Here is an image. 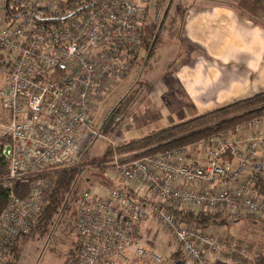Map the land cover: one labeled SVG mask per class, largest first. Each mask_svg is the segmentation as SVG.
Returning a JSON list of instances; mask_svg holds the SVG:
<instances>
[{
    "label": "built area",
    "instance_id": "built-area-1",
    "mask_svg": "<svg viewBox=\"0 0 264 264\" xmlns=\"http://www.w3.org/2000/svg\"><path fill=\"white\" fill-rule=\"evenodd\" d=\"M65 1L0 0V102L10 138L3 149L8 171L0 176L9 190L0 213V264L43 211L52 190L48 174L60 167L78 169L85 182L75 203L76 264H164V241L186 264H216L229 246L224 226L205 232L175 212L264 222L257 189L264 180V116L189 146L89 161L96 140L118 145L94 124L93 107L109 84L131 72L150 0H72L88 5L73 14ZM96 167L102 179L86 178ZM26 179L29 190L18 196L15 188ZM147 225L168 235L153 240Z\"/></svg>",
    "mask_w": 264,
    "mask_h": 264
},
{
    "label": "crops",
    "instance_id": "crops-1",
    "mask_svg": "<svg viewBox=\"0 0 264 264\" xmlns=\"http://www.w3.org/2000/svg\"><path fill=\"white\" fill-rule=\"evenodd\" d=\"M182 1L175 61L164 73L152 76L145 73L144 64L145 79L150 81L145 96L153 99L147 110L151 107V114L157 115L134 125L127 123L124 140L264 91V0ZM138 69L131 70L122 87L132 83ZM169 244L160 247L167 261L186 264L171 259ZM234 247L240 250L239 241L235 240ZM228 259L232 255L227 250L216 264Z\"/></svg>",
    "mask_w": 264,
    "mask_h": 264
},
{
    "label": "trees",
    "instance_id": "trees-1",
    "mask_svg": "<svg viewBox=\"0 0 264 264\" xmlns=\"http://www.w3.org/2000/svg\"><path fill=\"white\" fill-rule=\"evenodd\" d=\"M64 6L65 9L70 10V14L88 7L87 4H76L72 0H66ZM162 9L163 6L159 9L160 13ZM152 46L147 47L148 54L146 59L150 56V49ZM136 60V58L132 60V69L135 67L134 64ZM145 67V65L140 67V69H138L137 77H134L136 80L135 84L139 83L137 89L133 90L131 83V85H128L127 87L121 86V88L117 90L118 94L116 95L117 97H115L116 101L109 109V112H106V114L104 113V119L106 120H104V124L100 125L106 134L111 135V133L116 130V127L120 124L123 125L124 121H128L131 116L130 112L132 111V108L135 109L137 104H140L141 99L150 89V81L141 77L143 76L142 73L145 71ZM130 92H132V94L135 93V96L130 97ZM259 116H264V91L246 99L223 104L206 112L189 117L183 121L156 130H151L141 137L119 144L116 148V152L119 155L122 154L138 157L144 154L189 146L204 137L218 133L230 127L234 128L237 125L244 124ZM9 143L10 138L7 134L0 135V176L5 175L8 171L9 160L3 153V149L7 147ZM95 143L92 147L95 146ZM104 152L105 154H102L101 157L96 156L93 161L99 162L105 160L106 158L104 157H108L112 152L110 144ZM85 175L86 178L100 181L102 179V168L96 167L93 169H87ZM48 178L52 182V190L48 194L43 211L36 217L26 233L20 234L16 237L5 260L1 264H14L16 257L20 256L23 247L31 239H43L48 238V236L51 235L54 237L56 235L55 226L66 218L73 229L75 228L76 230L74 213L76 199L81 192L78 187L82 182L80 171L76 168L60 167L48 174ZM29 184V179L23 180L17 184L15 188L16 194L18 196H25L29 190ZM257 189L260 194L264 195V180L258 184ZM8 200L9 190L4 183L0 181V213L7 205ZM175 214L182 221L199 228L217 225L232 227L235 222L244 218V220H246L245 225L247 223L254 224L256 221L264 224V222L250 219V217L231 218L224 215L210 214L206 211L199 213L178 211L175 212ZM247 226L248 224L245 227ZM76 236V243L71 247L72 249L69 255V258L72 259V264H76L75 257L78 251V233H76ZM230 254L232 255L231 260L236 262V264H264V245L253 259L242 256L239 251L230 252ZM178 257L179 255H177V252L171 255V259L173 258L174 260L181 261Z\"/></svg>",
    "mask_w": 264,
    "mask_h": 264
},
{
    "label": "rangeland",
    "instance_id": "rangeland-1",
    "mask_svg": "<svg viewBox=\"0 0 264 264\" xmlns=\"http://www.w3.org/2000/svg\"><path fill=\"white\" fill-rule=\"evenodd\" d=\"M182 3H183L182 0H150L149 2L147 22L142 32L139 53L134 66L141 67L144 64H147V69L145 73L147 74L149 72L148 75L151 74L150 76H152L153 74L157 75L158 73H164L169 68V65L172 62H174L176 57L178 56L175 47V41L177 39L178 24H179L181 10L183 7ZM162 6L163 9L160 13L159 9ZM158 14L159 16L157 17ZM148 46H152V47L150 49L151 50L150 56L148 59H146L148 54V50H147ZM0 56H1V51H0ZM146 74L144 73L142 74L144 78ZM128 77H126V79H128ZM126 79L124 78H122L121 80L117 79L111 84H109L103 90L101 96L97 98V100H95L92 119L96 126L101 127L100 125L104 124L105 122L104 120H106L104 119V116L106 112H109V109L116 101L115 97H117L116 95L118 94L117 90L121 88L122 84ZM138 84L139 83L135 84V79H134L132 81V87H133L132 89L133 90L137 89ZM129 96L130 97L135 96V93L132 94V92H130ZM147 96H145V98L143 97L140 101V102L143 101L144 102L143 104L145 106L138 103L135 109L132 108V111L130 112L131 114L130 117H132L133 120L129 118L130 120L128 119V121H124L123 125L120 124L118 127H116V130H114L111 133V135L107 134L109 137L118 141L117 142L118 145L128 141V140H124L123 138L124 137L123 130L127 125V123H129L130 121L132 122V124L135 122L137 123V121H147L149 119L148 116L157 115L156 113L151 114L152 111L151 107L147 110L148 106L153 100L152 98L146 99ZM7 114H8L7 110L1 104L0 105V135H2L5 132V128L8 122ZM235 127L234 128L230 127L225 130L234 132ZM142 129L143 128H141V131H143ZM108 145L109 143L106 140H101V139L96 140L95 146H93L92 149L89 150L87 159L89 161H93V159L96 156L101 157L102 154H105L104 150L107 149ZM116 148L115 149L111 148L112 152L108 155V157H104V158L106 159L110 158L114 152L117 153ZM121 156L124 155L121 154ZM78 187L80 191L85 187L84 180H82V182L79 184ZM188 211L194 212L192 209H188ZM176 212L178 211L176 210ZM209 213L221 215L220 213H217L215 211ZM244 219L235 222L234 226L232 227H224L223 230L221 231L222 233L220 234H222V236L226 240H228V245H229L227 249L228 254H230V251L234 252L235 249L234 242L235 240H237L239 241V246H240L239 252L241 253V255L249 259H253L256 257V255L264 245L263 244L264 224L256 221L254 222V224L247 223L248 226L245 227L247 224L245 225L246 220ZM147 226L148 227L145 232L146 234L151 235V238L153 240H155L156 236H160V234L168 235V233L165 232L164 230L158 232L154 225H147ZM206 228L208 227H201L202 230L207 232L208 229ZM76 233L77 232L75 228L73 229V227L66 218L62 222L57 223V225L55 226L56 235L54 237H52L51 235L48 236V238H43V239L34 238L28 241L27 244L23 247L20 256L16 257L14 264H72V259L69 258V255L71 253V249H72L71 247H73L76 243V237H77ZM162 243H163L162 245H165L166 242L164 241ZM177 255H179L178 258H180L181 261L183 262L184 256L181 254V252H179V250H177ZM165 260L166 261L164 262V264H171L167 261L168 259L166 257ZM138 264H153V263L147 260H142Z\"/></svg>",
    "mask_w": 264,
    "mask_h": 264
}]
</instances>
